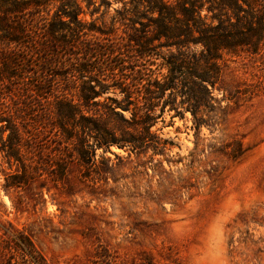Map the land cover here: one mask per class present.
<instances>
[{
	"label": "rangeland",
	"instance_id": "rangeland-1",
	"mask_svg": "<svg viewBox=\"0 0 264 264\" xmlns=\"http://www.w3.org/2000/svg\"><path fill=\"white\" fill-rule=\"evenodd\" d=\"M82 7L86 25L104 32L121 9L91 17ZM117 28L112 42L125 37ZM218 65L208 104L192 115L189 75L192 90L179 93L190 95L174 98L179 113L156 109L143 150L103 153L88 138L80 164L67 141L48 134L37 139L21 187L8 185L21 165L0 155V256L20 258L24 238L47 264H264V47L224 54ZM8 90L0 87V101Z\"/></svg>",
	"mask_w": 264,
	"mask_h": 264
},
{
	"label": "trees",
	"instance_id": "trees-1",
	"mask_svg": "<svg viewBox=\"0 0 264 264\" xmlns=\"http://www.w3.org/2000/svg\"><path fill=\"white\" fill-rule=\"evenodd\" d=\"M82 4L91 17L120 4L112 31L86 25ZM117 26L125 40L112 42ZM159 47L177 52L152 54ZM263 47L264 0H0V87H9L0 101V155L23 171L9 187L27 183L35 143L48 134L67 141L80 164L88 138L103 153L143 150L156 109L179 113L174 98L192 90L189 75L196 116L208 104L223 55H257ZM22 243L20 258L0 256V264H47L30 242Z\"/></svg>",
	"mask_w": 264,
	"mask_h": 264
}]
</instances>
